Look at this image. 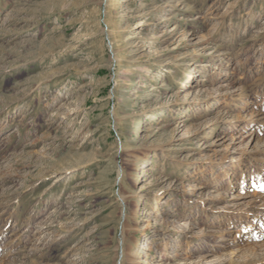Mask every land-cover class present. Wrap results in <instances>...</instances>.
<instances>
[{"label": "rangeland", "instance_id": "obj_1", "mask_svg": "<svg viewBox=\"0 0 264 264\" xmlns=\"http://www.w3.org/2000/svg\"><path fill=\"white\" fill-rule=\"evenodd\" d=\"M117 1L0 0V264H264V0Z\"/></svg>", "mask_w": 264, "mask_h": 264}, {"label": "bare ground", "instance_id": "obj_2", "mask_svg": "<svg viewBox=\"0 0 264 264\" xmlns=\"http://www.w3.org/2000/svg\"><path fill=\"white\" fill-rule=\"evenodd\" d=\"M117 2H119V0L117 1ZM149 170L151 171V170H154V168L152 167V168H149ZM145 249V248H144Z\"/></svg>", "mask_w": 264, "mask_h": 264}]
</instances>
